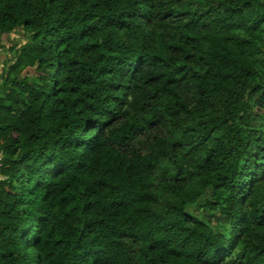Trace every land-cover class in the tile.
Returning <instances> with one entry per match:
<instances>
[{"label": "trees", "instance_id": "obj_1", "mask_svg": "<svg viewBox=\"0 0 264 264\" xmlns=\"http://www.w3.org/2000/svg\"><path fill=\"white\" fill-rule=\"evenodd\" d=\"M2 54L0 264H264V0H0Z\"/></svg>", "mask_w": 264, "mask_h": 264}, {"label": "rangeland", "instance_id": "obj_2", "mask_svg": "<svg viewBox=\"0 0 264 264\" xmlns=\"http://www.w3.org/2000/svg\"><path fill=\"white\" fill-rule=\"evenodd\" d=\"M11 37H16V38H19V37L21 38L22 37L23 38V36H21L19 31H16V32L12 33ZM22 38H21V40H22ZM5 59H6V55H4V54L0 55V68L3 66V63H4ZM206 215L209 216V211L207 212ZM221 220H223V219H221Z\"/></svg>", "mask_w": 264, "mask_h": 264}, {"label": "built area", "instance_id": "obj_3", "mask_svg": "<svg viewBox=\"0 0 264 264\" xmlns=\"http://www.w3.org/2000/svg\"><path fill=\"white\" fill-rule=\"evenodd\" d=\"M2 158H3V154L2 152H0V179L4 178L3 174L1 173Z\"/></svg>", "mask_w": 264, "mask_h": 264}]
</instances>
